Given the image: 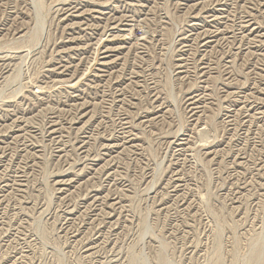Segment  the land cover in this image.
<instances>
[{
    "label": "rangeland",
    "instance_id": "1",
    "mask_svg": "<svg viewBox=\"0 0 264 264\" xmlns=\"http://www.w3.org/2000/svg\"><path fill=\"white\" fill-rule=\"evenodd\" d=\"M0 264H264V0H0Z\"/></svg>",
    "mask_w": 264,
    "mask_h": 264
},
{
    "label": "bare ground",
    "instance_id": "2",
    "mask_svg": "<svg viewBox=\"0 0 264 264\" xmlns=\"http://www.w3.org/2000/svg\"><path fill=\"white\" fill-rule=\"evenodd\" d=\"M100 1V0H99ZM106 3V2H105ZM196 4V3H195ZM203 4V3H202ZM190 5H192V4H190ZM201 5V4H200ZM188 6V5H187ZM195 6V5H194ZM77 8V7H76ZM81 8H83V7H81ZM195 8V7H194ZM189 10V9H188ZM65 11V10H64ZM219 11V10H218ZM103 12V11H102ZM209 14V13H208ZM70 15H72V14H70ZM83 16V15H82ZM106 16V15H105ZM213 16V15H212ZM112 17V16H111ZM110 17V18H111ZM113 18V17H112ZM147 19V18H146ZM145 20V19H144ZM115 21V20H114ZM73 22V21H72ZM193 22V21H192ZM81 23V22H80ZM197 23V22H196ZM120 24H122V23H120ZM72 25V24H71ZM197 25V24H196ZM249 25V24H248ZM198 27V26H197ZM263 30V29H262ZM24 32V31H23ZM212 33V32H211ZM206 34V33H205ZM203 35V34H202ZM120 36V35H119ZM122 36V35H121ZM205 36V35H204ZM123 37V36H122ZM189 38V37H188ZM129 39V38H128ZM74 41V40H73ZM110 41V40H109ZM215 42V41H214ZM186 48V47H185ZM186 50V49H185ZM101 61V60H100ZM5 63V62H4ZM113 65V64H112ZM108 68V67H107ZM101 70V69H100ZM123 70V69H122ZM6 72V71H5ZM101 73V72H100ZM2 77V76H1ZM99 78H100V76H99ZM120 79V78H119ZM129 86V85H128ZM126 88V87H125ZM81 95V94H80ZM197 95V94H196ZM193 100V99H192ZM84 104V103H83ZM2 105V104H1ZM5 105V104H4ZM193 106V105H192ZM194 107H195V105H194ZM49 110V109H48ZM194 110V109H193ZM192 112V111H191ZM81 114V113H80ZM83 114V113H82ZM196 114V113H195ZM59 134V133H58ZM63 139V138H62ZM61 140V139H60ZM86 175V174H85ZM112 175V174H111ZM71 180V179H70ZM84 180V179H83ZM91 183V182H90ZM55 184V183H54ZM91 185V184H90ZM96 185V184H95ZM78 186V185H77ZM74 189V188H73ZM88 190V189H87ZM96 191V190H95ZM87 192V191H86ZM66 193V192H65ZM71 194V193H70ZM97 196V195H96ZM93 201V200H92ZM99 203V202H98ZM94 208V207H93ZM96 227V226H95ZM85 234V233H84ZM83 234V235H84ZM88 239V238H87ZM86 239V240H87ZM88 242V241H87ZM79 244V243H78ZM92 247V246H91Z\"/></svg>",
    "mask_w": 264,
    "mask_h": 264
}]
</instances>
